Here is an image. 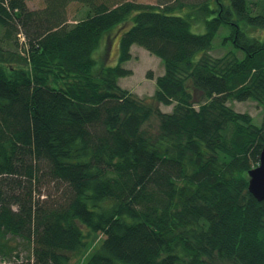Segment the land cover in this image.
I'll return each instance as SVG.
<instances>
[{
  "label": "trees",
  "instance_id": "trees-1",
  "mask_svg": "<svg viewBox=\"0 0 264 264\" xmlns=\"http://www.w3.org/2000/svg\"><path fill=\"white\" fill-rule=\"evenodd\" d=\"M71 1L0 0V257L21 237L25 264H264L248 174L264 122L229 104L264 106V0H74L87 11L70 22ZM127 23L118 64L97 66ZM222 27L235 49L214 56ZM135 44L165 66L152 100L119 82ZM46 177L68 194L36 198Z\"/></svg>",
  "mask_w": 264,
  "mask_h": 264
},
{
  "label": "rangeland",
  "instance_id": "rangeland-1",
  "mask_svg": "<svg viewBox=\"0 0 264 264\" xmlns=\"http://www.w3.org/2000/svg\"><path fill=\"white\" fill-rule=\"evenodd\" d=\"M98 2L106 1L111 5L119 4L124 1H136L139 3L145 4H157L159 0H97ZM72 2V1H71ZM67 5V15L70 22H73L76 18H82L87 11V7L78 1H74ZM47 5L46 0H27V7L31 10L43 9ZM130 26V23L125 25H118L111 32L110 38L105 36L101 45L96 50L94 56L97 59L98 55H101L103 58L97 59V66H114L119 62V53H120V38L123 32H125ZM195 30V29H194ZM20 33V34H19ZM18 34L19 47L22 49L27 45V36H24L23 29L20 30ZM24 33V34H23ZM255 34L264 35V31L255 30L252 32ZM228 35V29L226 27H222L214 38V47L210 50L211 54L214 56H221L227 50H234L235 47L228 43V40L225 41V36ZM108 36V35H107ZM133 58L129 61L124 62L122 65L126 68H130L133 70V74L121 77L119 79L120 85L126 89L131 90L132 92L139 95L141 98H145L148 100H152L151 97L155 93L156 90V79L159 75H162L165 72V66L162 60L151 54L146 48L140 45L132 46ZM14 64V63H12ZM152 76V78L150 77ZM229 104L233 106L237 111L249 113L254 121L258 124H262L264 122V106L260 105L257 101L254 100H246V101H238L232 100L229 101ZM161 110L165 112H170L172 110V105H165L163 103L160 104ZM159 125V119L154 116L152 119L144 126L147 127L151 132H156ZM68 190L66 188V184L57 182L55 180H51L49 177L45 178L43 183V187H40L35 193L36 198L40 195H50L47 201H43L44 203H53L54 201L60 200L67 195ZM46 196H42V199H45ZM87 228H84L85 231ZM105 236L100 234L98 239H103ZM94 243L87 249V252H92L95 250ZM17 249L16 251L8 258L4 259L0 257V264H25L30 258L33 261L34 256L32 253V246L24 238L18 237L16 242Z\"/></svg>",
  "mask_w": 264,
  "mask_h": 264
},
{
  "label": "water",
  "instance_id": "water-1",
  "mask_svg": "<svg viewBox=\"0 0 264 264\" xmlns=\"http://www.w3.org/2000/svg\"><path fill=\"white\" fill-rule=\"evenodd\" d=\"M249 190L259 201H264V147L260 156V163L249 170Z\"/></svg>",
  "mask_w": 264,
  "mask_h": 264
},
{
  "label": "built area",
  "instance_id": "built-area-1",
  "mask_svg": "<svg viewBox=\"0 0 264 264\" xmlns=\"http://www.w3.org/2000/svg\"><path fill=\"white\" fill-rule=\"evenodd\" d=\"M19 36H21V35H19Z\"/></svg>",
  "mask_w": 264,
  "mask_h": 264
}]
</instances>
